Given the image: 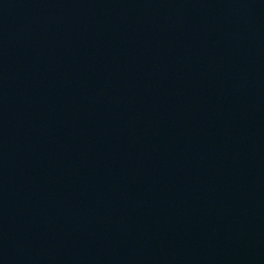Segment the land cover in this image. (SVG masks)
Segmentation results:
<instances>
[{
	"label": "water",
	"instance_id": "obj_1",
	"mask_svg": "<svg viewBox=\"0 0 264 264\" xmlns=\"http://www.w3.org/2000/svg\"><path fill=\"white\" fill-rule=\"evenodd\" d=\"M0 264H264V0H0Z\"/></svg>",
	"mask_w": 264,
	"mask_h": 264
}]
</instances>
